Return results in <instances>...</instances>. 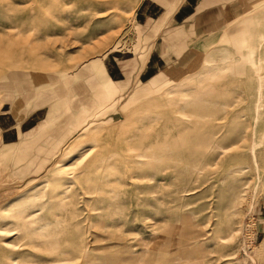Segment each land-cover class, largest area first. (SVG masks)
Returning a JSON list of instances; mask_svg holds the SVG:
<instances>
[{"label": "rangeland", "instance_id": "374dc122", "mask_svg": "<svg viewBox=\"0 0 264 264\" xmlns=\"http://www.w3.org/2000/svg\"><path fill=\"white\" fill-rule=\"evenodd\" d=\"M179 1L0 0V264H264V0Z\"/></svg>", "mask_w": 264, "mask_h": 264}, {"label": "crops", "instance_id": "0c3cea01", "mask_svg": "<svg viewBox=\"0 0 264 264\" xmlns=\"http://www.w3.org/2000/svg\"><path fill=\"white\" fill-rule=\"evenodd\" d=\"M224 2H226V0H180L178 4L171 10H167L165 6L156 3L159 6V9L157 10L158 15H153L151 20H149V14L145 15L146 24H148L151 33L154 34L155 30L160 29L161 32H158L162 34V36L156 35L153 38V45L155 44V48L158 50L161 49L155 55L156 61L161 65H163L165 62L166 55H164V53L160 54V52L166 47L163 46V43H161V46H159L161 40L164 41V38L165 40H170L171 38L174 39V35L178 33L180 36V33L186 31V28H197V26L200 25V20L216 9L214 8L216 5L223 4ZM171 32L174 33L171 34L170 37L166 35L170 34ZM152 57L153 55L151 54L150 58ZM159 69L160 68H158V70ZM163 69L161 68L160 70L162 71ZM109 73L112 75L113 83L121 82L122 72L119 71V69L118 71L109 70ZM116 74H120V76H115ZM155 74H158V72ZM155 74H153V76ZM38 126L39 123L36 120H25V123L19 125V136L17 138L18 142H20L25 135L33 132Z\"/></svg>", "mask_w": 264, "mask_h": 264}, {"label": "bare ground", "instance_id": "6f19581e", "mask_svg": "<svg viewBox=\"0 0 264 264\" xmlns=\"http://www.w3.org/2000/svg\"><path fill=\"white\" fill-rule=\"evenodd\" d=\"M74 147V146H73ZM73 151V148H67L64 152H62V155L59 157L60 159L65 158L69 153H71ZM60 162V161H59ZM57 165V164H56ZM55 165V166H56ZM57 174L61 176V171L59 170V168H57ZM33 195V192L30 193L27 198L31 197ZM13 204H9L8 207L5 208V210L9 213V215L15 217V218H22L25 216H28L27 214V209L24 205H19L17 207H13ZM0 232H3L2 229H0Z\"/></svg>", "mask_w": 264, "mask_h": 264}]
</instances>
